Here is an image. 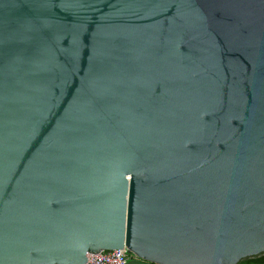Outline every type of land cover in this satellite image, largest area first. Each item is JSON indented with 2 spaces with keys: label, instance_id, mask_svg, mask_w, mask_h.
I'll return each mask as SVG.
<instances>
[{
  "label": "water",
  "instance_id": "95a60500",
  "mask_svg": "<svg viewBox=\"0 0 264 264\" xmlns=\"http://www.w3.org/2000/svg\"><path fill=\"white\" fill-rule=\"evenodd\" d=\"M264 253V0H0V264Z\"/></svg>",
  "mask_w": 264,
  "mask_h": 264
},
{
  "label": "built area",
  "instance_id": "2783aa9c",
  "mask_svg": "<svg viewBox=\"0 0 264 264\" xmlns=\"http://www.w3.org/2000/svg\"><path fill=\"white\" fill-rule=\"evenodd\" d=\"M127 258L123 250L103 251L87 256L86 264H126Z\"/></svg>",
  "mask_w": 264,
  "mask_h": 264
},
{
  "label": "trees",
  "instance_id": "16d2710c",
  "mask_svg": "<svg viewBox=\"0 0 264 264\" xmlns=\"http://www.w3.org/2000/svg\"><path fill=\"white\" fill-rule=\"evenodd\" d=\"M127 256L129 257V255ZM239 264H264V253L255 257L243 259Z\"/></svg>",
  "mask_w": 264,
  "mask_h": 264
},
{
  "label": "crops",
  "instance_id": "0c3cea01",
  "mask_svg": "<svg viewBox=\"0 0 264 264\" xmlns=\"http://www.w3.org/2000/svg\"><path fill=\"white\" fill-rule=\"evenodd\" d=\"M126 264H150V263H147V262H144V261L139 260L137 258H134L132 256H129L127 258Z\"/></svg>",
  "mask_w": 264,
  "mask_h": 264
},
{
  "label": "flooded vegetation",
  "instance_id": "af4514ba",
  "mask_svg": "<svg viewBox=\"0 0 264 264\" xmlns=\"http://www.w3.org/2000/svg\"><path fill=\"white\" fill-rule=\"evenodd\" d=\"M239 264V263H238Z\"/></svg>",
  "mask_w": 264,
  "mask_h": 264
}]
</instances>
